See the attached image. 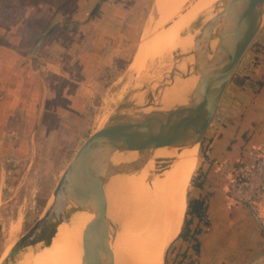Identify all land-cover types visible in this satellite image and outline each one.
I'll return each mask as SVG.
<instances>
[{
    "label": "crops",
    "instance_id": "obj_1",
    "mask_svg": "<svg viewBox=\"0 0 264 264\" xmlns=\"http://www.w3.org/2000/svg\"><path fill=\"white\" fill-rule=\"evenodd\" d=\"M142 10L143 0H0V259L27 214L48 203L54 157L67 155L99 77L129 63ZM252 44L192 178L189 199L205 206L199 254L179 264H264V194L257 216L233 204L215 165L248 163L249 151L264 147V29Z\"/></svg>",
    "mask_w": 264,
    "mask_h": 264
},
{
    "label": "bare ground",
    "instance_id": "obj_2",
    "mask_svg": "<svg viewBox=\"0 0 264 264\" xmlns=\"http://www.w3.org/2000/svg\"><path fill=\"white\" fill-rule=\"evenodd\" d=\"M222 3L223 0H156L155 8L160 13V21H150L144 27L129 67L130 74L138 75L148 59H160V54L168 59V53L174 47L180 51L192 47L193 39L190 35H194L181 37L178 36L179 33L195 20L206 18L213 12L214 6L217 8ZM218 27L216 25L215 33L219 31ZM156 30H159L157 35L154 34ZM215 33L208 44V59L216 46ZM199 60L205 66L204 58L200 57ZM191 61L192 57L184 58L178 65L180 76L167 88L159 89L158 106L163 108L161 110L186 105L191 91L200 80L198 73L189 68L185 70V64ZM162 65L163 63L160 66ZM155 70L153 69L154 72ZM158 71V75L161 74L162 71ZM150 94L145 91L129 99L138 106H141L140 103L151 104L153 100ZM157 137L148 133L144 147L133 152H115L110 155L111 165L131 164L126 165L119 176L109 179L107 189L105 188L110 192L114 189L116 195L117 191L121 192V198L118 195L121 201L114 200L115 192L106 197L108 247L114 264H163L165 250L180 232L186 210V192L197 166L199 139H185L183 142L157 148ZM141 163L144 165H138ZM78 206L70 201L53 229L50 242L39 248V254L23 259L22 256L18 264H84L82 236L86 227L94 221L95 214ZM103 261L106 259H102V263Z\"/></svg>",
    "mask_w": 264,
    "mask_h": 264
},
{
    "label": "water",
    "instance_id": "obj_3",
    "mask_svg": "<svg viewBox=\"0 0 264 264\" xmlns=\"http://www.w3.org/2000/svg\"><path fill=\"white\" fill-rule=\"evenodd\" d=\"M263 16L264 0H223L221 11L205 24L200 39L195 41V61L198 63L200 80L191 91L186 105L151 111L138 118L114 115L103 128L90 134L60 177L52 192V203L43 217L20 237L11 252L21 247L35 246L41 241L48 244L56 223L72 201L95 214L94 221L86 227L82 236L83 263L114 264L108 247L104 186L131 164L111 165L110 155L144 147L148 133L158 136L157 148L185 139L200 140L213 122L223 92L239 61L252 45ZM216 25H219V31L215 33ZM213 33L216 46L208 59V44L213 39ZM200 57L204 58L205 66L201 65ZM122 107L133 108V104ZM49 226H52V233L48 240L41 239L39 235ZM102 259L106 261L102 263Z\"/></svg>",
    "mask_w": 264,
    "mask_h": 264
},
{
    "label": "rangeland",
    "instance_id": "obj_4",
    "mask_svg": "<svg viewBox=\"0 0 264 264\" xmlns=\"http://www.w3.org/2000/svg\"><path fill=\"white\" fill-rule=\"evenodd\" d=\"M155 3H156V0H143V10H142V14H141L142 16H141V20H140V26L136 30L138 33H137L136 37L134 38V44H133L134 50H133V54H132V57H131L129 63L125 67L120 69L119 71L111 72V73H108L107 76L103 75L102 77H99L100 78L99 82L101 81V84H100L101 87L99 89L96 88V90L92 92V96H91L90 101H89L88 114L86 116L85 123L83 125H80L81 128L74 132L73 136H76V138L70 139L71 141L69 142V146H68V142H66L67 147H66V149H64V152H66L67 155L54 157V161H55V163L53 164L54 179L52 181H49L50 185L52 186L51 187L52 192L55 190L56 185H57L60 177L62 176L63 172L65 171V169L68 165V163L70 162V160L72 159V157L74 156L75 152L78 150L80 145L87 139V137L90 134H92V133L100 130L101 128H103L114 115L132 116V118H138L140 114H142V115L144 114L143 111H145V114H146L149 111L150 112L156 111L157 108H158V110L163 109L162 107L158 106V103H160V100H159L160 99V92H161L160 90H163L165 87L167 88L168 85L170 86L171 83L176 78H178L180 76V72L178 71V69H179L178 65L182 62V60L184 58L192 57V61L187 62L185 64V70L187 71V69L189 68L192 72L195 71L196 73H198V75H200L198 72V69H197L196 62H195V56H196V52L194 49L195 41L196 40L198 41L200 39L201 30L205 26V24L213 17V15H215L219 11H221V4L218 5L217 8L214 6L213 7L214 9L212 10L213 12L210 15L206 16V18L202 17L203 19L201 18V19L195 20L194 22H192L188 26H186V28L183 29L179 33L178 36H181V37H184L187 34H193L194 35V36L190 35L191 38L193 39L192 47H189L188 49L187 48L183 49L182 51H180L177 47H174V48H172L173 50L171 49V51H169L168 59L164 58L165 56H163V54H160V56H158V57H160V59L159 58L154 59V60L151 59L153 62L148 59V61H146L147 62L146 65H145L146 68L144 66L143 67L144 69L143 68L141 69L143 71L140 72L138 75H137V73L130 74L129 67H130V64H131V62L134 58V55L138 49V45L140 43V38H141V34H142L144 27L150 21H151V23L152 22L155 23L157 21L158 22L160 21V18H159L160 13L156 10ZM195 22H198V23L194 27L189 28ZM261 29H264V16H263V19L261 21V26H260L259 30H261ZM192 30H193V32H192ZM158 32H159V30H156L154 32V34L157 35ZM178 36L176 37V39L178 38ZM175 40L171 44H173L175 42ZM148 63H150V66H148L149 65ZM153 63L155 65L156 64L157 65L152 67L154 65ZM162 63H163V65L161 67L160 65ZM151 67L153 69H156L157 71L160 69V71H158V72L162 71L161 74L159 73V75H158L157 71L155 70V72H154ZM150 68H151V70H150ZM186 71L184 73H186ZM151 72H153V73L150 74ZM164 72H165V74H164ZM155 73H157V76H155L156 75ZM149 77H151L152 80H150ZM156 77H158V79ZM136 85H138L139 87ZM151 86H152V88H151ZM149 88H151V89H149ZM143 89H145L146 93H148V94H150L152 92V94H150V95H152L151 98L153 101L151 104L143 103L144 105H142V103H140L139 105H141V106H138L137 103L132 102V100H130V99L134 98L136 95H138L140 93H143V92L145 93V91H143ZM149 90H152V91H149ZM147 91H149L150 93ZM156 101H158V102H156ZM126 104H133V108L122 107V105H126ZM134 105H136V106H134ZM151 105H152V107L149 108V106H151ZM147 108H148V111L146 110ZM140 109H142V110H140ZM124 110H126V111H124ZM164 110H166V109L164 108ZM130 111H133L135 113L130 112ZM125 114H127V115H125ZM208 129H207V131H208ZM207 131L205 132V134H203L202 138L199 140L198 150H197V160H198L197 166H196L195 171L193 172V174L191 176L189 187H188L187 192H186V210H187V203L189 200V192L191 191V186H192V178L194 177L196 170L198 169L200 162L202 160V157L204 155V147H206V133H207ZM116 176H119V175H116ZM105 188L107 189V184L104 186V192L106 195L105 198L108 197L110 194H112V195L114 194V192H115L114 189H112L113 191L111 190V192H110V190L106 191ZM107 192H109V193H107ZM117 192H118L117 195L115 192L114 198H116V199H114V200L115 201H121V199H120L121 198V196H120L121 192H119V191H117ZM118 195L120 198L118 197ZM52 199L53 198L51 195L50 198L48 199L49 200L48 203L39 204L36 210L34 209L30 214L29 213L27 214V216H29V217L32 216V219H27L25 229H24L23 233L21 234V236L23 234H25L28 231V229L37 220H39L40 218L43 217L45 211L51 205ZM186 210L184 213L183 221L185 218ZM182 224H183V222H182ZM51 227L52 226L45 228L43 234L41 236L39 235V237L41 239L47 238L46 240H48L50 233H52ZM181 228H182V226H181ZM19 239H20V236L17 238L16 241H18ZM177 239H178V236L170 243V245L166 249L165 257L168 255L169 260L171 259V256L169 255L170 247L175 241L177 243H179ZM44 244L45 243L43 241H41L38 244H36L35 246L21 247V248L15 250L14 252H11L13 249V245L11 244L8 247V249L1 254L0 264H18L23 258H26V257L30 258L32 255L39 254L40 253L39 248L43 247ZM21 257H22V259H21ZM80 264H82V262Z\"/></svg>",
    "mask_w": 264,
    "mask_h": 264
},
{
    "label": "built area",
    "instance_id": "obj_5",
    "mask_svg": "<svg viewBox=\"0 0 264 264\" xmlns=\"http://www.w3.org/2000/svg\"><path fill=\"white\" fill-rule=\"evenodd\" d=\"M248 163L223 161L215 163L226 180V196L233 204L246 206L257 216L259 203L264 194V147H253L249 151Z\"/></svg>",
    "mask_w": 264,
    "mask_h": 264
},
{
    "label": "trees",
    "instance_id": "obj_6",
    "mask_svg": "<svg viewBox=\"0 0 264 264\" xmlns=\"http://www.w3.org/2000/svg\"><path fill=\"white\" fill-rule=\"evenodd\" d=\"M204 147V154H205ZM204 156V155H203ZM194 180L192 179V184ZM205 206L201 199L188 200L185 218L182 224L181 231L178 235V242L171 245L169 256L165 257L164 264H179L185 261L189 263L198 256L200 250L199 235L206 225L205 221ZM178 244V245H177Z\"/></svg>",
    "mask_w": 264,
    "mask_h": 264
}]
</instances>
